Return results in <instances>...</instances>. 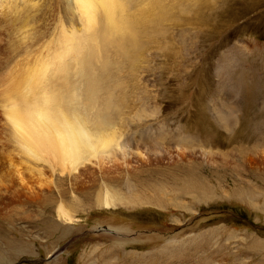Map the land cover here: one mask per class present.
I'll return each instance as SVG.
<instances>
[{
  "label": "rangeland",
  "instance_id": "374dc122",
  "mask_svg": "<svg viewBox=\"0 0 264 264\" xmlns=\"http://www.w3.org/2000/svg\"><path fill=\"white\" fill-rule=\"evenodd\" d=\"M124 1L136 51L125 34L90 65L95 96H116L124 151L102 170L92 158L60 171L17 154L0 116V264H264V0ZM21 2L36 27L29 58H56L62 28L84 32L73 0ZM65 65L62 91L80 88L74 58ZM110 216L193 236L114 246L101 233Z\"/></svg>",
  "mask_w": 264,
  "mask_h": 264
},
{
  "label": "bare ground",
  "instance_id": "6f19581e",
  "mask_svg": "<svg viewBox=\"0 0 264 264\" xmlns=\"http://www.w3.org/2000/svg\"><path fill=\"white\" fill-rule=\"evenodd\" d=\"M22 1L28 3L29 0ZM73 1L84 21V32L73 31V33L70 29L62 28L61 40L57 43V47L52 48V51L61 52H58L56 58L52 53H48L47 57L40 59L34 55L32 58L25 55L26 52H31L29 50L32 46H35V37L37 36L29 8L26 5L21 6L24 3L21 0H0V116L4 118L8 127H3V129H9L7 141L16 145V153L22 158L25 156L28 159L33 158L34 161L42 159L48 162L51 168L60 171L66 170L69 173H73L84 161H90L92 158H95L96 162L94 163L98 164L102 170L105 163L116 158L118 149L121 152L124 151V143L120 141L124 134L119 127H113L112 119V122L110 121V115L115 112L113 107H117L116 96H104L103 98L95 96L99 78L94 79V72L90 65L91 61L99 56L101 48L107 46L108 43L114 42L117 46L119 43L124 45L125 37L123 35L125 34L128 36L126 44L132 45L133 51H136L135 48L138 44L132 38L134 16L130 19L125 15L127 1ZM156 2V0H149L148 5H155ZM100 13L102 15L101 23H99ZM118 36L121 37L119 40ZM69 58H74L77 64V75L82 81V85L80 84V88L73 85L66 92L62 90L69 87L66 81L67 66L65 65L66 59ZM54 64L56 65L49 68V65ZM51 72L55 77L62 78L60 86H52ZM111 108L114 109V112L111 111L110 114ZM90 111L93 113L89 114ZM202 115L201 117H204ZM147 148L146 151H150L148 146ZM143 149L145 150V148ZM140 150L142 152V149ZM152 152L154 153V150ZM135 153L139 155L138 152ZM140 158L137 159L140 160ZM111 165L113 166V163ZM6 174V172L2 173L3 177ZM112 202L111 192L106 189L102 203L108 206ZM63 211L62 209L58 211L61 217L63 215L65 217V214H62ZM116 218L113 216L107 218V223L110 224L101 229L102 238H106L114 246L124 243L133 244L134 242L144 245L152 244L153 246L156 243L159 246L171 244L176 246L175 242L192 235L191 233L184 234L186 228L183 230L181 227L176 230L172 228L171 230L174 231L170 233L171 230H166L169 229L166 227L129 226L128 223L122 224ZM114 221L120 223L113 227L111 222ZM200 221H202V217L192 223L191 230ZM136 229L149 231L142 230L143 236L132 238L130 233ZM151 230L157 232L147 234L151 233ZM168 233L170 236L162 237ZM147 240L151 243L146 242Z\"/></svg>",
  "mask_w": 264,
  "mask_h": 264
},
{
  "label": "water",
  "instance_id": "95a60500",
  "mask_svg": "<svg viewBox=\"0 0 264 264\" xmlns=\"http://www.w3.org/2000/svg\"><path fill=\"white\" fill-rule=\"evenodd\" d=\"M201 214H203V215H204V214H205V212H204V213H199L197 216H199V215H201Z\"/></svg>",
  "mask_w": 264,
  "mask_h": 264
}]
</instances>
